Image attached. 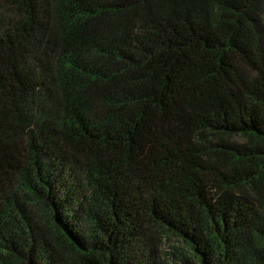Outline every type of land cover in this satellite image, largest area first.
<instances>
[{
    "label": "trees",
    "instance_id": "16d2710c",
    "mask_svg": "<svg viewBox=\"0 0 264 264\" xmlns=\"http://www.w3.org/2000/svg\"><path fill=\"white\" fill-rule=\"evenodd\" d=\"M154 227L264 264V0H0V264H161Z\"/></svg>",
    "mask_w": 264,
    "mask_h": 264
},
{
    "label": "rangeland",
    "instance_id": "374dc122",
    "mask_svg": "<svg viewBox=\"0 0 264 264\" xmlns=\"http://www.w3.org/2000/svg\"><path fill=\"white\" fill-rule=\"evenodd\" d=\"M232 141L241 143L243 140L241 137L235 136ZM151 235L155 242L152 247L155 249L161 264H175L174 252H176V249L174 247L181 248V243L175 236L167 233L160 227H154ZM176 262H179V260L177 259Z\"/></svg>",
    "mask_w": 264,
    "mask_h": 264
}]
</instances>
